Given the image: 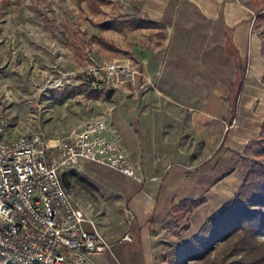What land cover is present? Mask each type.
<instances>
[{"label":"rangeland","instance_id":"obj_1","mask_svg":"<svg viewBox=\"0 0 264 264\" xmlns=\"http://www.w3.org/2000/svg\"><path fill=\"white\" fill-rule=\"evenodd\" d=\"M238 1L253 10L251 30L260 38L264 57V0ZM143 2L0 0V123L7 135L14 138L34 129L46 138H63L81 122L106 116L138 168L140 181L89 161L61 171L74 200L87 209L112 246L136 242L123 239L136 227L126 219L125 209L143 187L142 172L153 160L185 173L194 170L199 152L179 151L188 144L179 135H190L192 147L196 133L183 131L192 110L214 94L226 99L238 77L231 35L220 19L206 16L191 0H168L152 18L142 11ZM132 16L154 23L122 29L100 26L108 19ZM111 62L120 66L116 74L105 68ZM107 88L113 91L107 93ZM167 125L174 130L169 139L177 142L172 153L160 141ZM258 151L252 141L245 160L248 170L254 159H263ZM154 153L158 159L151 158ZM188 216L176 200L161 222L152 223L159 234L152 239L154 264H236V259L254 256V264H264V229L243 240L238 230L216 240L205 257L183 261L176 251L193 236L182 240L192 233ZM141 257L133 255L131 260L137 264Z\"/></svg>","mask_w":264,"mask_h":264},{"label":"crops","instance_id":"obj_2","mask_svg":"<svg viewBox=\"0 0 264 264\" xmlns=\"http://www.w3.org/2000/svg\"><path fill=\"white\" fill-rule=\"evenodd\" d=\"M143 1L142 11L152 18L161 14V8L168 2ZM191 1L206 16L220 19L230 32L236 55L245 65L234 114L231 116L228 95L226 101L218 94H214L212 100L205 102L201 108L192 110L183 131L196 133L193 135V146L189 143L190 135L183 133L179 136L184 144H188L178 150L199 152L198 159H193L194 170L185 173L183 169L171 165L165 167L153 160L150 168L142 172L146 179L143 187L131 197L125 209L126 219L136 223V227L131 226L128 233L136 242L124 241L118 246L113 245L112 252L95 255L93 264H134L131 260L133 255L142 256L137 264H154L150 257L154 251L152 239L159 234L153 232L152 223L161 222L160 217L167 214L170 202L177 200L180 204L188 198H205L204 202L188 211L192 233L182 236V240L188 239L232 197L248 170L245 160L250 157V145L259 136L264 120V57L260 38L251 30L253 10L238 0ZM171 132L174 133L173 127L167 125L166 134L160 140L166 144L167 153H172L177 144L175 139H169ZM155 154L151 155L152 159L159 158Z\"/></svg>","mask_w":264,"mask_h":264},{"label":"built area","instance_id":"obj_3","mask_svg":"<svg viewBox=\"0 0 264 264\" xmlns=\"http://www.w3.org/2000/svg\"><path fill=\"white\" fill-rule=\"evenodd\" d=\"M119 67L111 62L105 68L116 74ZM82 161L142 180L106 116L81 122L63 138H46L34 129L11 138L0 123V255L5 261L93 264L95 255L112 252L62 181L63 168Z\"/></svg>","mask_w":264,"mask_h":264},{"label":"trees","instance_id":"obj_4","mask_svg":"<svg viewBox=\"0 0 264 264\" xmlns=\"http://www.w3.org/2000/svg\"><path fill=\"white\" fill-rule=\"evenodd\" d=\"M152 23L154 22L150 19L132 16L131 19L122 21L108 19L102 22L100 26L103 28L122 29L125 26L143 27ZM230 46L233 55H236V49L231 40ZM235 60L238 77L232 83L233 86L235 85V89L232 87L227 96L231 104V116L234 114L236 98L245 74L244 63L237 55ZM253 141L258 145V153L263 156V159H254L251 162L249 170L244 175L234 196L213 212L189 240L180 244L179 249L176 251V256H181L183 261L205 257L212 250V244L216 240L229 237L238 230L241 231L238 237L243 240L244 237L252 236L254 232L264 229V120L259 136ZM62 181L64 182L63 178ZM204 201L205 198L203 197L198 199L188 198L184 199L181 205L188 212ZM256 261L257 256L248 261L235 260L236 264H254ZM1 263L3 262L0 256Z\"/></svg>","mask_w":264,"mask_h":264},{"label":"water","instance_id":"obj_5","mask_svg":"<svg viewBox=\"0 0 264 264\" xmlns=\"http://www.w3.org/2000/svg\"><path fill=\"white\" fill-rule=\"evenodd\" d=\"M109 91H113V88H107L106 90H105V92H109Z\"/></svg>","mask_w":264,"mask_h":264}]
</instances>
